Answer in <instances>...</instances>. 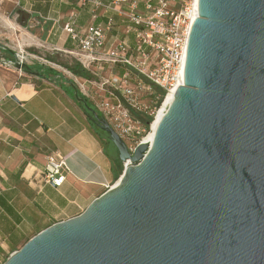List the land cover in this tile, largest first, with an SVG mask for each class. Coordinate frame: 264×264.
Here are the masks:
<instances>
[{
    "label": "water",
    "instance_id": "1",
    "mask_svg": "<svg viewBox=\"0 0 264 264\" xmlns=\"http://www.w3.org/2000/svg\"><path fill=\"white\" fill-rule=\"evenodd\" d=\"M197 14L153 141L132 153L94 113L119 183L4 264H264V0H199Z\"/></svg>",
    "mask_w": 264,
    "mask_h": 264
},
{
    "label": "crops",
    "instance_id": "2",
    "mask_svg": "<svg viewBox=\"0 0 264 264\" xmlns=\"http://www.w3.org/2000/svg\"><path fill=\"white\" fill-rule=\"evenodd\" d=\"M0 5L4 13L0 22L6 26L0 29L2 264L49 226L85 212L92 201L119 183L125 170L118 150L107 151L112 142L91 119L94 113L102 116L97 106L75 82L91 77L72 74L65 68L72 63L55 57L78 52L65 25L74 20L77 30L84 31L93 24L106 25L113 16L116 23L108 45L125 42L134 48L136 34L127 19L102 9L94 18L77 0H0ZM143 9L141 4L139 11ZM7 14H13V19ZM20 53L28 56L26 70L5 64ZM112 68L109 81L135 76L123 65ZM112 93L120 95L115 88L107 90L102 102L114 100ZM52 154L67 160L68 172L60 188L44 183L46 160Z\"/></svg>",
    "mask_w": 264,
    "mask_h": 264
},
{
    "label": "built area",
    "instance_id": "3",
    "mask_svg": "<svg viewBox=\"0 0 264 264\" xmlns=\"http://www.w3.org/2000/svg\"><path fill=\"white\" fill-rule=\"evenodd\" d=\"M199 0H77L82 8H87L92 17L98 18L101 9L105 14L125 18L136 34L135 47L125 42L108 45V34L115 27V17L109 16L106 25H90L78 31L71 20L64 27L70 38L77 44L78 61L85 69L106 63L111 67L123 65L134 72V77L123 75L112 83L120 95L114 93V100H104L98 106L103 120L126 142L133 153L149 135L151 124L163 105L161 94L177 90L183 83L186 63L187 40L191 25L198 17ZM143 4V12L140 5ZM114 15V16H115ZM26 54L15 55L7 66L26 70ZM19 64V65H18ZM143 95H150L154 105H146ZM165 95V96H166ZM165 98V97H164ZM163 98V100H164ZM160 105V106H159ZM151 119L149 125L145 120ZM44 183L56 188L62 187L67 176L66 157L58 154L46 160Z\"/></svg>",
    "mask_w": 264,
    "mask_h": 264
},
{
    "label": "rangeland",
    "instance_id": "4",
    "mask_svg": "<svg viewBox=\"0 0 264 264\" xmlns=\"http://www.w3.org/2000/svg\"><path fill=\"white\" fill-rule=\"evenodd\" d=\"M0 7H1V5H0ZM12 15L7 14V16H10V18H12ZM2 16H4V13L1 12V8H0V18ZM12 21H14V20H12ZM1 23L2 22H0V29L6 30V26H3ZM55 57L57 58V60H59L61 62L62 61L63 62H69V63H72L73 61L78 62L77 56L74 54L70 55V57H67V58L60 56L59 54ZM88 71H90L91 78L87 82L82 81L81 79L80 80L78 79L79 80L78 81L74 77L73 78L76 80L75 82L78 84V86H80L81 89L88 94V96L90 97L92 102L95 104V106H97L104 99V95L107 92V90H113L114 87L112 86V83H107V81H108L109 72L111 73L112 71H115V70L110 65H108L106 63H102L101 65L91 67V69L90 70L88 69ZM111 82H112V80H111ZM142 101L146 105H154L150 95H143ZM97 108H98V106H97ZM114 147L115 146L112 143H108L106 145L107 151H110V152L114 151ZM1 262H2V264L4 263L3 260H1Z\"/></svg>",
    "mask_w": 264,
    "mask_h": 264
},
{
    "label": "trees",
    "instance_id": "5",
    "mask_svg": "<svg viewBox=\"0 0 264 264\" xmlns=\"http://www.w3.org/2000/svg\"><path fill=\"white\" fill-rule=\"evenodd\" d=\"M72 63H73V64H67V65H65V68H66L69 72H71L72 74H74V75H76V76L83 77V78H89V77H91L90 71L86 70V69L82 66V64H81L80 62L73 61ZM153 89L156 91L157 94H161V95H162V99H161V101L159 102V104H160V103L163 101V98L165 97L166 93H162V91H161L160 89L156 88V87H154ZM159 106H160V105H159ZM86 107L89 109L88 106H86ZM99 118H100V119H103V117L100 116V115H99ZM141 119L145 120L144 118H141ZM150 121H151V119H149V120H148V119L145 120V122H146L147 125H149ZM100 133L102 134V136H106V138L108 139V141H110V136H108V134L102 132L101 130H100ZM7 260H8V257H6L4 263H5ZM4 263H3V264H4Z\"/></svg>",
    "mask_w": 264,
    "mask_h": 264
},
{
    "label": "bare ground",
    "instance_id": "6",
    "mask_svg": "<svg viewBox=\"0 0 264 264\" xmlns=\"http://www.w3.org/2000/svg\"><path fill=\"white\" fill-rule=\"evenodd\" d=\"M174 94L175 91L170 92L169 94H167L163 100V105L162 107L158 110V113L156 114L152 124H151V131H149L150 133H148L149 135L145 138L144 142L146 141H153L154 137H155V131L159 125V123L162 120V117L165 113V111L168 109V107L171 105L170 103L172 102L173 98H174ZM153 129V130H152Z\"/></svg>",
    "mask_w": 264,
    "mask_h": 264
}]
</instances>
